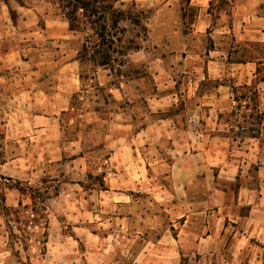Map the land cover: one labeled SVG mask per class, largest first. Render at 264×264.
<instances>
[{
    "label": "rangeland",
    "instance_id": "rangeland-1",
    "mask_svg": "<svg viewBox=\"0 0 264 264\" xmlns=\"http://www.w3.org/2000/svg\"><path fill=\"white\" fill-rule=\"evenodd\" d=\"M20 2L2 41L19 62L0 89V264H264V120L232 92L258 84L264 111V0H118L145 18L122 76L74 60L84 34L49 0ZM43 185L46 249L13 247L3 207Z\"/></svg>",
    "mask_w": 264,
    "mask_h": 264
},
{
    "label": "trees",
    "instance_id": "trees-1",
    "mask_svg": "<svg viewBox=\"0 0 264 264\" xmlns=\"http://www.w3.org/2000/svg\"><path fill=\"white\" fill-rule=\"evenodd\" d=\"M4 1L8 3L9 0ZM17 1L21 3L20 0ZM49 1L59 9L68 22L70 31L84 34L81 48L76 57L80 64L87 60L91 61L94 67H107L117 76L124 75L120 66L125 65L129 51L140 48V43L136 38L140 37L144 28L143 20L145 18L142 9L120 7L117 4L118 0ZM10 14L15 21L16 11L11 7ZM124 22L136 26V30L133 29L136 31V37L125 39L128 29ZM80 77L83 78L82 72ZM259 81H264V75L259 78ZM257 85L253 83L233 86L232 92L234 94L233 101L237 103L236 107H244L248 111L252 107L251 105H255V113L247 114L245 117L248 116L251 120L255 118L260 123L264 120V111L258 109L260 93ZM240 127L245 128L243 125ZM252 130L254 133L249 134L251 137H258L261 134L259 130L255 131V128ZM236 134L242 135L243 132L239 131ZM98 176L99 181L92 184L98 183L104 186V173ZM20 190L24 193L30 192L31 205L23 206L20 202L19 207H3L9 234L14 240L11 244L15 247V243L20 242L23 249L26 250L32 245V242L37 240L41 243V249L44 251L47 243V231H42L40 238H33V236H36L37 232H41L42 227L46 228L49 221L46 203L50 197L48 195L49 187L47 185L26 186L20 187ZM38 226L40 229H37ZM22 264L26 263L22 262Z\"/></svg>",
    "mask_w": 264,
    "mask_h": 264
},
{
    "label": "crops",
    "instance_id": "crops-1",
    "mask_svg": "<svg viewBox=\"0 0 264 264\" xmlns=\"http://www.w3.org/2000/svg\"><path fill=\"white\" fill-rule=\"evenodd\" d=\"M9 0L8 3L4 2L2 4L1 13H0V89L4 88L7 84H12V79L15 74V66L18 64V55L12 45L4 46L2 44L3 38L5 36L12 37L10 33V24L6 20H11L10 8L12 7L16 12H18L17 7H13ZM10 21V22H11ZM75 61H78L76 58ZM17 68V67H16ZM44 91V90H43ZM45 93H49V90H45ZM150 124H147L148 127Z\"/></svg>",
    "mask_w": 264,
    "mask_h": 264
}]
</instances>
